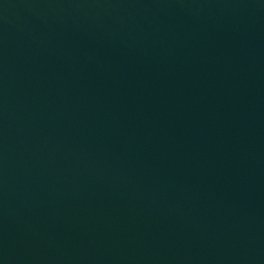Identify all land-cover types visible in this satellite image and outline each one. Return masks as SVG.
<instances>
[{"label": "water", "instance_id": "water-1", "mask_svg": "<svg viewBox=\"0 0 264 264\" xmlns=\"http://www.w3.org/2000/svg\"><path fill=\"white\" fill-rule=\"evenodd\" d=\"M0 264H264V0H0Z\"/></svg>", "mask_w": 264, "mask_h": 264}]
</instances>
